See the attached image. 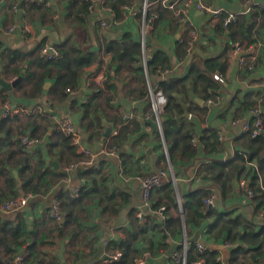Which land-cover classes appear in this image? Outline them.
Wrapping results in <instances>:
<instances>
[{
	"label": "crops",
	"instance_id": "obj_1",
	"mask_svg": "<svg viewBox=\"0 0 264 264\" xmlns=\"http://www.w3.org/2000/svg\"><path fill=\"white\" fill-rule=\"evenodd\" d=\"M34 1L40 9L32 8L29 0H0V79L5 83H11L14 80L8 69H12L15 65L38 73L34 58L36 53L41 56L40 43L43 41H48L55 52L65 51L69 57L75 50L95 54L96 60L102 61L103 68L101 69L104 77L110 53L104 50L103 41L119 42L121 49L127 52V56L119 63L122 66L119 70H116L117 66L114 62L110 65L109 72L114 74L109 84L111 90L104 88L95 96H92L93 88L90 77L94 69L98 67L96 63L87 69L85 78L80 81L81 86L73 90L63 104H58V100L48 93L53 80H45L44 85L48 84V86L43 89L39 99L22 96V91L28 90L29 86L26 82H22L23 80L19 86L17 85L18 87L13 89L12 96H9L6 91L9 99L1 104L0 111L4 107L7 108L8 113L13 114L18 113L19 110L23 112L41 111L52 123V127L47 131V135L52 136L51 140L56 139L54 133L59 130V126L51 120L52 115L58 117L68 113L74 119L82 142L92 151H99L100 148L105 147L118 149L116 155L100 159L94 168L69 174L64 173L62 169L78 156L74 149H66L63 144L57 142L50 156L44 157L48 164L51 159L57 163V169L50 165L53 171L64 174V178L56 183L54 186L56 189L52 193L57 192L58 194L60 191L70 197V191L79 188L78 196L74 198L77 199L78 204L71 209L73 215L71 223L67 226L63 225L60 230L56 227H48L50 220L47 205L50 192L44 196H36L21 214L4 217L5 221L22 220L27 225L30 233L27 243L35 245V257H37L33 260L29 259L28 264H48L49 262L52 264H102L101 259L106 255L119 252L118 244L134 229L133 213L139 211L142 204L140 180L159 169L168 170L173 175L175 183L164 180L162 186L152 193V203L156 204V198L159 197L163 202L170 204L163 198L167 185L170 184L174 190V203L176 204L175 209L171 208L174 223L164 234L149 231L144 235V239L136 244L137 249L141 250L139 257H145L147 264H177L179 261L183 264L178 255L184 252L182 234L185 229L186 238H191L199 231L198 242L205 249L217 251L220 264H230L229 251L232 246L226 248L221 240L215 241L207 234L204 230L207 221L202 223L199 230H196L192 224L184 223L182 211L184 200L182 198L189 191L207 185L208 157L202 151V153H197L193 162L177 159L173 165L170 164L168 146L163 142L164 138L159 140L162 132L152 130L146 122L147 118L151 117V97L148 87L157 88L159 80L185 75L194 55L204 61L223 54L224 64L212 71V74L218 72L222 83H219V88L215 92L218 107L211 112L212 115L216 111L223 112V114L216 115L211 120L205 117L203 122H208V129L216 128L218 125L216 120L223 121L226 115L251 121L250 111L246 112L247 115L244 114L246 117H240L235 113L237 107H240L238 102L245 95L251 94L252 101L264 95V40L262 37V41L257 42L262 45L259 44L257 49L254 48L258 51L255 60L260 62H257L252 73L248 74L242 71L238 59L231 55V48L230 50L228 48V44L231 45L230 38L223 30V21L228 15H236V17L248 15L249 12L245 13L247 0H155L157 4L152 9L157 10L158 19L147 40L148 61L159 51L166 60L164 67L159 65L158 70L171 71L179 66L180 71H175L166 78L156 74L151 79H147L141 71L148 93V97L144 100L136 97L135 90L141 85L134 76H141L139 71H135L137 67H140V57L133 55V49H131V43L139 46L143 20L142 15L138 13L137 4L134 7V15L124 16L122 14V17L116 19L105 1L102 4L100 0H74L72 4L70 0ZM85 2L89 4L92 11L88 16L81 17L78 10ZM197 3H202L211 9H220L222 13L213 15L198 11ZM170 5L173 7L170 8ZM185 6L188 8V14L183 24L176 17V11ZM101 19L109 22L108 28H100L98 21ZM261 21V18L253 19L250 32L253 38L257 37L256 32ZM13 25H16L17 29L9 33L8 30ZM181 26L183 29L180 28ZM24 27H28V31L25 32ZM263 31L264 29L260 33L262 34ZM193 36L195 37L193 52L188 55L186 47ZM8 51L24 53L26 57L17 61L16 64H10V59L6 55ZM250 58L251 54H247L246 62L255 61ZM0 89L3 88L0 87ZM199 100L195 98L200 106L203 101L198 102ZM257 108H264V106ZM197 115V113H192L187 119L199 121ZM262 117L264 118V115ZM160 119L162 122L165 121L164 116H160ZM152 120L155 123V117ZM240 126L241 124L231 127V140L222 143L224 149L217 155L220 159L232 160L240 150L238 146L243 143L240 139ZM234 139L237 140L234 141ZM36 150H27V152L32 153ZM257 155L258 158L264 157V147H259ZM257 159L248 161L252 163V166H247V162L245 163V171L239 181L245 178L247 185V181L254 176H257L259 181L264 177V162L258 166ZM17 171H11L15 179L18 177ZM244 187L239 182L235 183L233 190L225 199L214 191L216 198L213 205L208 208H213L216 213L235 211V215L246 217L256 231H259L264 225V197L260 198V201L249 199L246 190L251 189L248 185ZM261 187L264 186L260 184ZM251 191L254 192L253 189ZM148 214H151L150 211L144 210V216ZM153 215L159 223H162L160 216H156L158 214ZM142 243L146 244L143 245L146 249H142Z\"/></svg>",
	"mask_w": 264,
	"mask_h": 264
},
{
	"label": "trees",
	"instance_id": "obj_2",
	"mask_svg": "<svg viewBox=\"0 0 264 264\" xmlns=\"http://www.w3.org/2000/svg\"><path fill=\"white\" fill-rule=\"evenodd\" d=\"M29 1L32 8L36 10L40 9L36 1ZM73 1L70 0V3L72 4ZM104 1L107 2V6L111 9L116 19H118L122 17L124 12L123 6L133 5L135 7L137 4L136 7L140 15V7L144 0ZM88 8L89 4L87 2L80 6L78 13L81 14V17L89 15ZM152 11L157 13L156 9ZM257 18H261L262 21L256 32L257 37L253 38V34L250 32L253 19ZM248 21L249 24H247ZM262 29H264V6L258 11H250L248 15L236 17V20L228 27H223V30L228 33L231 43L240 42L247 45H253L258 41H262V34L260 33ZM103 44L104 50L110 53V58L106 63L107 67L103 85L105 90H111V85L109 84L112 82L114 74L109 72L110 65L114 62L117 66L116 70H119L122 67L119 63L125 60L127 52L121 49L119 42L103 41ZM228 48L230 50L231 45L228 44ZM131 49H133V55H139L140 45L131 43ZM57 53L59 58L51 61L44 59L36 53L34 63L36 65L35 68L39 70L38 73L24 69L23 66L19 67L18 65H15L12 69H8V72H11L14 79L18 78L21 74L24 75L22 82H26L29 86L28 90L22 91V96L26 98H41L40 94L43 92L45 80H53V85L48 90V93L58 100V104H63L69 97L66 90H76L79 88L81 86L80 81L82 78H85L86 71L90 66L96 63L98 68H103L102 61H97L95 54L75 50L69 57L65 51L59 50ZM6 55L10 59V64H16L17 61L26 57L24 53L20 52L8 51ZM165 60L166 58L162 52L158 51L152 55L150 61L147 62V75L149 79L156 76L159 65L164 67ZM223 62H225L223 54L204 61L197 55H194L185 75L159 80L157 89L161 90L167 100L164 113L162 114L165 121L161 123V126L165 143L168 146L167 153L171 165L177 159L186 162H193L196 159L198 151L190 143L191 134L196 127V121L187 119L184 116V112H187L188 115L197 113L198 120L203 121L207 115V109L203 104L199 106L195 98L204 102L208 90L214 93L217 92L220 84L212 79V71L224 64ZM257 62L260 61H247L242 71L251 74ZM251 64H253V68L249 69ZM135 71L141 73L142 69L137 67ZM134 77L137 78L136 80L141 85L135 90L136 97L139 100H144L148 97L144 77L142 73L141 76ZM101 92L93 90L92 96ZM8 99L6 90L0 89V106ZM238 105L241 108L237 107L235 114L240 117L244 116L246 112L248 113V111L254 110L258 106H264V95L255 101H252L251 94L245 95L238 102ZM36 113L37 111L23 112L19 110L18 113H8L6 117L0 118V179L2 180V184L0 185V203L29 192H32L36 196H44L54 188L58 180L64 178V174H58L53 171V168L46 162L44 157L50 156L52 150L57 146V142L63 144L66 149L71 148L70 150H73V148L68 145V139L60 130L54 133L56 136L55 141L51 140L52 136H48L47 131L52 127V123L44 113ZM253 120L251 119L250 122ZM260 120L264 130V118L261 117ZM44 133L46 134L45 139L50 140L48 144L32 153L24 150L20 143L21 137L30 136L32 139L44 140L42 136ZM237 139L239 140V138ZM237 139H234V141ZM240 139L243 143L238 146L240 150L235 154L234 159L224 161L217 156L219 151H223L224 145L218 141L215 128L210 127L203 132L201 143L204 147L203 153L208 157L206 165V172L209 174L208 182L204 187L189 191L182 198L184 200L182 202L183 218L185 224H192L196 230L201 229L202 223L207 221L204 228L206 233L215 241L221 240L223 243H229L232 246L229 251L230 264H264V225L260 227L259 231H256L255 227L246 217L235 215V211L216 213L213 208L205 207L203 204V199L214 191L218 192L222 199L227 198L233 190L234 184L239 182L240 177L243 175L245 163L252 161L254 158L257 159V150L260 146L264 147V135L255 139L250 138L248 135H241ZM256 147L258 148L256 149ZM261 162H264V157L257 159L258 166ZM12 170H18V177L16 179L11 173ZM260 184L264 186V177L259 181L258 177L254 176L247 181L248 188L254 191L255 196L252 198L254 201H260V198L264 197ZM167 186L163 198L168 200L171 205L168 202H163L159 197L156 198V204H153V198H150L151 210L156 211L161 207L165 208L162 214L163 217H160L162 223H159V220L153 214H148L138 219L136 217L137 212L135 211L133 213L135 219L134 229L120 240L118 249L122 253V257L115 264L130 263L131 261L128 259L132 254L141 253V250L137 249L136 244L143 240V236L149 231L162 232L164 234L173 225L171 208H176L174 190L170 184ZM57 197L64 215L62 225L67 226L73 218L71 209L77 206V199H72L60 191ZM124 201L125 203L128 202L127 199ZM3 219L0 215V264H15L14 256L22 247L25 249V262L27 264L29 259H36L35 245H28L27 243L30 233L25 222L22 220L5 221L6 219ZM131 242L133 243L131 244ZM180 248L182 249V247ZM218 257L219 253L215 250L205 249L203 253H199L195 243L189 244L185 253V264H196L198 261H202L203 264H220V261L217 259ZM48 264L52 263L49 262ZM132 264L134 263L132 262ZM177 264H181V262L179 261Z\"/></svg>",
	"mask_w": 264,
	"mask_h": 264
},
{
	"label": "built area",
	"instance_id": "obj_3",
	"mask_svg": "<svg viewBox=\"0 0 264 264\" xmlns=\"http://www.w3.org/2000/svg\"><path fill=\"white\" fill-rule=\"evenodd\" d=\"M100 3H104V0H100ZM157 4V1L150 2L148 0H144L142 3L141 8V15H142V26L140 31V37H139V45L141 49L140 54V67L144 73V75L148 79L147 75V62L149 60V54L147 49V40L149 34L153 31L154 25L153 23L158 19V14L155 11H152V7ZM170 8L173 7V5L169 6ZM262 6L255 2V0H247V8L245 10V13H248L250 11L261 9ZM196 9L198 11L206 12L208 14L213 15H219L222 13L220 9L215 10L211 9L209 7H206L202 3L196 4ZM91 7L88 8V13L91 12ZM123 15H134V6H123ZM149 12V13H148ZM188 14V8L185 6L180 10L176 11V17L180 19V21L184 24L185 17ZM236 20V15H228L227 18L223 21V26L226 28L228 27L232 22ZM98 24L101 29H106L109 27V22L106 20H99ZM15 29H17L16 25H13L9 28L8 32L11 33ZM23 30L26 32L28 31V27H24ZM195 40V37L193 36L190 42L188 43L186 47V52L188 55H191L193 52V42ZM260 44V43H259ZM258 43L255 45H245L240 42L231 43V55L234 58L238 59V63L242 68L245 66L246 63V55L251 54L252 61L255 60L257 49L260 45ZM40 54L45 58L46 60H56L59 58V55L53 47L49 44L48 41H43L40 43ZM255 48V49H254ZM177 69L170 70H158L157 75L166 78L169 74L180 71V67L176 66ZM253 68V64L249 66V69ZM182 73H184L182 71ZM218 72H215L212 74V79L218 83H222V79L217 74ZM185 74V73H184ZM104 72L102 69L96 67L94 69V73L91 75L90 80L92 84V88L95 91H103L104 90ZM149 81V80H148ZM149 86V84H148ZM66 92L69 94L73 93V90L67 89ZM149 94L151 97V109L153 115L151 117L147 118L148 120H152L155 117V123L157 124V128L159 129L161 133V123H160V114L163 112L167 100L161 90L157 88H149ZM204 106L207 109V115L206 119H212L216 115H221L223 112L216 111L215 114H211L212 110L214 108L218 107L217 103V96L215 93L211 90H208L206 92V99L203 102ZM6 113L2 117H6L8 114V110L6 107ZM251 118L254 119L252 122L248 120H240L238 118L229 117L226 115L225 120L218 121L217 127L215 128L217 133L218 141L221 143L228 142L231 140V134L230 129L237 126L238 124H241L240 128V134L241 135H248L250 138L255 139L259 136L264 135V131L262 129L261 124V117L264 115V108H256L254 110H251L250 113ZM51 120L55 122L59 126V130L62 132V134L68 139V145L72 147L76 154L78 155V159L70 164H68L65 168H63V171L67 174L74 173L79 170H87L93 168L95 165L98 164L100 159L108 158L113 155H116L118 153V149L116 147L111 148H100L99 151H92L89 147H87L82 142L81 134L79 133L76 124L74 122V119L72 116L68 113H65L61 116H55L52 115ZM153 121V120H152ZM208 127V122L203 121H196V127L194 132L191 134V146L195 148L199 153H202L203 151V145L201 143V136L202 132L206 130ZM232 127V128H231ZM20 143L24 150L27 152V150L33 151L34 149H41L46 144H48V140L46 139H37V138H29L28 136H23L20 139ZM29 152V151H28ZM247 166H252L251 162H247ZM170 177V179H168ZM164 180H168L171 183H175V179L173 175L168 170H158L149 176L142 178L140 180V196L142 200V204L140 207V210L137 211L136 217L138 219H141L144 217V210H149L151 214H158L160 217H163L162 214L165 210L164 207H161L160 209L153 211L151 210V202L150 198L152 193L159 189ZM239 184L241 186H247L246 185V179H241L239 181ZM56 188H52L50 191V198L49 203L47 205V214L50 220L54 221L57 224V227H61L62 223L64 222V215L61 210L60 201L57 197V192L52 193V191ZM262 191L264 192V187H261ZM79 188H74L70 191V197L71 198H77L79 193ZM247 196L249 199H252L254 197V193L250 190H246ZM36 198V195L32 192L21 194L17 197H12L6 201H3L0 203V215L4 217H10L14 215H19L23 212L25 207L31 202H33ZM216 198L215 192H211L208 194V196L203 199V204L205 207H211L213 205V201ZM186 239L185 231L183 232V241ZM182 241V242H183ZM197 250L199 253H203L205 251V248L197 241L195 243ZM183 246V254L178 255V258H181L182 261L185 258V253L187 249V245ZM224 247L230 248L231 245L229 243H224ZM121 253L117 252L113 255H106L104 258H102V264H113L119 261L121 258ZM218 261H220V257L217 258ZM14 263L15 264H27L25 262V253L24 248H20L18 252L14 256ZM134 264H147V260L145 257H140L138 259L134 260ZM196 264H203L202 261H198Z\"/></svg>",
	"mask_w": 264,
	"mask_h": 264
},
{
	"label": "water",
	"instance_id": "obj_4",
	"mask_svg": "<svg viewBox=\"0 0 264 264\" xmlns=\"http://www.w3.org/2000/svg\"><path fill=\"white\" fill-rule=\"evenodd\" d=\"M255 2L256 3H258V4H260V5H264V0H255ZM181 29H183V26H181L180 27ZM262 37H263V40H264V31H263V33H262ZM23 74H21L18 78H16V79H14L11 83H5L4 81H2L1 79H0V87H2L3 89H5L7 92H8V95L9 96H12L13 95V89L17 86V85H19L20 84V82L22 81V79H23ZM82 83L84 84V80L82 81ZM47 86H48V84H45L44 86H43V89H46L47 88ZM198 102H200V100L198 101ZM6 113V109L4 108V109H2L1 111H0V117H2L4 114ZM184 116L186 117V118H188V114H187V112H184ZM150 126H151V128H152V130H158L159 131V129L157 128V124L156 123H154L152 120H148L147 119V121H146ZM162 122V120L160 119V123ZM108 132V131H107ZM162 132V131H161ZM29 138H30V136H28ZM49 165H51L52 167H54L55 169H57V163L56 162H54V161H50L49 162ZM14 175H16V173L14 172ZM156 216H158L159 217V215H156ZM198 239H199V231H197L191 238H186L182 243L184 244V245H189V244H194V243H196L197 241H198ZM183 264H185V258H184V260H183Z\"/></svg>",
	"mask_w": 264,
	"mask_h": 264
},
{
	"label": "rangeland",
	"instance_id": "obj_5",
	"mask_svg": "<svg viewBox=\"0 0 264 264\" xmlns=\"http://www.w3.org/2000/svg\"><path fill=\"white\" fill-rule=\"evenodd\" d=\"M140 54H141V49H139V55H138L139 57H140ZM149 87L152 89L151 86H149ZM149 87H148V89H149ZM38 112H41V111H37V113H38ZM37 113H36V114H37ZM150 113H151V115H153V113H152V109H151ZM163 113H164V110H163V112L160 114V116H162ZM262 129H263V127H262ZM40 130L42 131V129H40ZM263 131H264V130H263ZM40 133H41V132H40ZM42 136L45 138V137H46V134L44 133ZM162 138H164V135H163V134H162V136H160V139H159V140L161 141ZM163 142L165 143V140H164ZM165 144H166V143H165ZM78 158H79V157L77 156V159H78ZM77 159H76V160H77ZM76 160H74V161H76ZM50 161H53V160L51 159ZM74 161H72V162H74ZM72 162H70V163H72ZM70 163H68V164H70ZM98 163H99V162H98ZM68 164H67V165H68ZM67 165H65L63 168H65ZM95 166H96V165H95ZM95 166H94V167H95ZM94 167H93V168H94ZM162 169H163V168H162ZM87 170H89V169H87ZM159 170H160V169H159ZM62 171H63V169H62ZM79 171H86V170H79ZM63 172H64V171H63ZM64 173H65V172H64ZM56 181H57V180H56ZM58 181H59V180H58ZM58 181H57V182H58ZM244 188H245V187H244ZM250 191H251V190H250ZM254 196H255V195H254ZM151 198H152V195H151ZM61 210H62V209H61ZM49 220H50V219H49ZM48 227H52V228L56 227V228H58V227H57V224H56L54 221L52 222L51 220H50V223L48 224ZM62 228H63V225H62L61 227H59L58 230H60V229H62ZM184 231H185V229H184ZM182 236H183V234H182ZM143 245H146V244L142 243V245H141V246H142V249H146L145 246H143ZM119 253H121V252L119 251ZM121 255H122V253H121ZM139 255H141V254H139V253L132 254V255L129 257V259H128V260L131 261L130 264H132V262L134 263L133 259L135 260V259H138V258L142 257V256L139 257ZM121 257H122V256H121ZM119 260H120V259H119ZM118 262H119V261H118ZM118 262H116V263H118ZM113 264H115V263H113Z\"/></svg>",
	"mask_w": 264,
	"mask_h": 264
},
{
	"label": "flooded vegetation",
	"instance_id": "obj_6",
	"mask_svg": "<svg viewBox=\"0 0 264 264\" xmlns=\"http://www.w3.org/2000/svg\"><path fill=\"white\" fill-rule=\"evenodd\" d=\"M160 132V131H159Z\"/></svg>",
	"mask_w": 264,
	"mask_h": 264
}]
</instances>
